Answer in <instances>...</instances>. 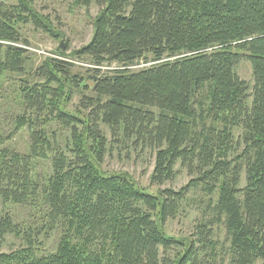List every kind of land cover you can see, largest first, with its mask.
Segmentation results:
<instances>
[{"label":"trees","instance_id":"16d2710c","mask_svg":"<svg viewBox=\"0 0 264 264\" xmlns=\"http://www.w3.org/2000/svg\"><path fill=\"white\" fill-rule=\"evenodd\" d=\"M74 1L100 7L89 42L31 69L20 25L47 22L33 0L0 1V91L18 76L13 130L29 132L20 154L0 126V198L34 214L3 211L0 264H264V0ZM127 143L153 151L150 184L173 180L177 164L188 183L150 192L103 170ZM186 207L199 211L192 232L168 235ZM8 235L18 244L2 251Z\"/></svg>","mask_w":264,"mask_h":264},{"label":"rangeland","instance_id":"374dc122","mask_svg":"<svg viewBox=\"0 0 264 264\" xmlns=\"http://www.w3.org/2000/svg\"><path fill=\"white\" fill-rule=\"evenodd\" d=\"M33 3L35 11L47 22V27L46 30H42L30 22L20 25L19 31L22 37L28 41V46L26 47L28 68H35L46 58L55 57L59 50L69 53L89 42L93 33V22L100 9L95 2H91L88 6L78 4L74 0H33ZM72 61L75 64L74 67H79L82 71L85 70V62L73 59ZM82 65L83 67H81ZM113 67L114 64L108 67L104 66L103 69ZM236 72L240 78L252 85V69L248 61L242 60L237 65ZM14 77L16 79L4 81L0 91V95H2L0 96V126L6 131L5 134L9 132L8 134L10 135L12 133L8 141H5L6 145L18 153L24 154L28 151L29 132L26 126H17L18 128L13 130L15 126L14 116L18 112L15 104V83H18V76ZM69 97L65 108L73 110L76 108L80 96L75 93L72 94L70 99ZM51 130L54 133L53 138L56 145L64 144L65 132L57 125H53ZM237 133L239 131H236ZM126 146V150L116 149L109 152L104 158L102 169L107 172L127 173L141 187L150 192H156L164 187H171L177 190L188 183L190 176L185 169L177 164L176 169H178V172L173 180L161 185L150 184V175L154 163L153 151L141 146L134 147L131 143H127ZM45 169H49L48 163L46 161L38 162L36 170L40 175ZM5 210H8L13 215L15 221H28L34 215L27 207L9 203L3 205L0 198V216ZM198 216L199 211L195 207H192V209L183 208L175 218L165 223V232L176 238L187 237L192 232ZM35 220L37 223L39 222L38 219L35 218ZM214 231L215 237L220 242L225 241L223 226L216 227ZM17 244L18 241L12 235H8L1 250L9 251L15 248ZM56 244L57 234L54 233L47 239L45 248L52 251L55 249Z\"/></svg>","mask_w":264,"mask_h":264}]
</instances>
